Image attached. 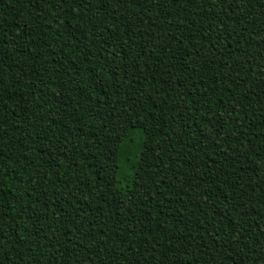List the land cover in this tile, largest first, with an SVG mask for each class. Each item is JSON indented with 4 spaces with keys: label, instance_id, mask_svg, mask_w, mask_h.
I'll list each match as a JSON object with an SVG mask.
<instances>
[{
    "label": "trees",
    "instance_id": "16d2710c",
    "mask_svg": "<svg viewBox=\"0 0 264 264\" xmlns=\"http://www.w3.org/2000/svg\"><path fill=\"white\" fill-rule=\"evenodd\" d=\"M0 264H264V0H0Z\"/></svg>",
    "mask_w": 264,
    "mask_h": 264
}]
</instances>
